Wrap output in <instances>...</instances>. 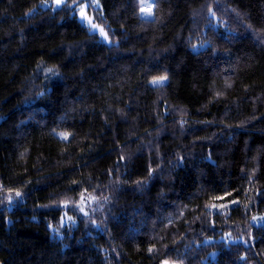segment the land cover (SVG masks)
Instances as JSON below:
<instances>
[{
    "label": "trees",
    "instance_id": "1",
    "mask_svg": "<svg viewBox=\"0 0 264 264\" xmlns=\"http://www.w3.org/2000/svg\"><path fill=\"white\" fill-rule=\"evenodd\" d=\"M44 2L0 0V264H264V0Z\"/></svg>",
    "mask_w": 264,
    "mask_h": 264
},
{
    "label": "rangeland",
    "instance_id": "2",
    "mask_svg": "<svg viewBox=\"0 0 264 264\" xmlns=\"http://www.w3.org/2000/svg\"><path fill=\"white\" fill-rule=\"evenodd\" d=\"M67 0H62L60 4H57L56 0H46V2L41 4V7H48L50 6L53 9L61 7ZM143 10L146 11L144 14H148L145 16H152L151 12V2L150 0H143L142 2ZM75 13L77 16V19L81 24H83L85 27L88 28V30L91 33L97 34L101 42L109 44L110 40L108 39V36L106 35V32L101 28L99 25L95 24L91 18V16L87 12L86 5H75ZM143 15V13H142ZM257 224H263L264 222L256 221Z\"/></svg>",
    "mask_w": 264,
    "mask_h": 264
},
{
    "label": "snow or ice",
    "instance_id": "3",
    "mask_svg": "<svg viewBox=\"0 0 264 264\" xmlns=\"http://www.w3.org/2000/svg\"><path fill=\"white\" fill-rule=\"evenodd\" d=\"M56 2H57V4H60L62 2V0H56ZM142 2H143V0H142ZM141 11L143 12L144 10L142 9ZM149 14H151V13L149 12ZM163 79H165V78L164 77L159 78V80H163ZM157 82H159V81H154V83H157Z\"/></svg>",
    "mask_w": 264,
    "mask_h": 264
}]
</instances>
